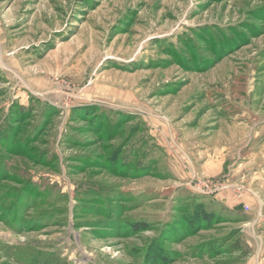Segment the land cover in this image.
<instances>
[{"label":"rangeland","instance_id":"rangeland-1","mask_svg":"<svg viewBox=\"0 0 264 264\" xmlns=\"http://www.w3.org/2000/svg\"><path fill=\"white\" fill-rule=\"evenodd\" d=\"M0 264H264V0H0Z\"/></svg>","mask_w":264,"mask_h":264},{"label":"crops","instance_id":"crops-1","mask_svg":"<svg viewBox=\"0 0 264 264\" xmlns=\"http://www.w3.org/2000/svg\"><path fill=\"white\" fill-rule=\"evenodd\" d=\"M224 162H225L224 157L219 156L215 161L211 160V161L204 162V164L201 167L208 174L217 175L223 171V168H224L223 163ZM216 195H217L216 196L217 199H220L223 202L227 201L226 196H224L223 194L217 193ZM240 207H241V205H238L235 208H240Z\"/></svg>","mask_w":264,"mask_h":264}]
</instances>
